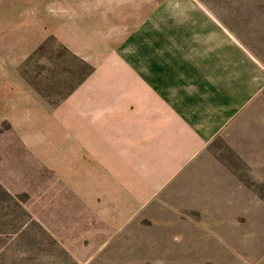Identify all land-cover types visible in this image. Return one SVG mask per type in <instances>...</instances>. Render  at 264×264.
I'll use <instances>...</instances> for the list:
<instances>
[{"label":"rangeland","instance_id":"obj_1","mask_svg":"<svg viewBox=\"0 0 264 264\" xmlns=\"http://www.w3.org/2000/svg\"><path fill=\"white\" fill-rule=\"evenodd\" d=\"M198 11L264 56V0H0V113L59 106L80 59L127 58L145 27L183 36ZM0 264H264V93L119 231L1 118Z\"/></svg>","mask_w":264,"mask_h":264},{"label":"crops","instance_id":"obj_2","mask_svg":"<svg viewBox=\"0 0 264 264\" xmlns=\"http://www.w3.org/2000/svg\"><path fill=\"white\" fill-rule=\"evenodd\" d=\"M197 14L204 20L185 26L183 36L161 27L153 37L145 27L127 58L103 60L59 106L0 113L114 231L263 96V54L213 12Z\"/></svg>","mask_w":264,"mask_h":264},{"label":"trees","instance_id":"obj_3","mask_svg":"<svg viewBox=\"0 0 264 264\" xmlns=\"http://www.w3.org/2000/svg\"><path fill=\"white\" fill-rule=\"evenodd\" d=\"M79 62L82 64V66H84V68H86L85 73L82 74V76L80 77V79L77 81V83L75 85L72 86V88H70L67 93L65 94V96H63L62 98H60L55 104H53L52 106H56L61 100L65 99V97L67 95L70 94V92L72 90H74L87 76H89L93 71H94V67L92 65H90L89 63L83 61V60H79ZM14 152V151H12Z\"/></svg>","mask_w":264,"mask_h":264}]
</instances>
